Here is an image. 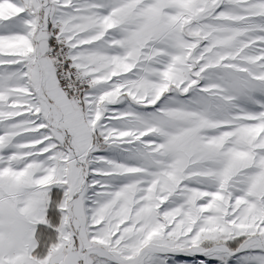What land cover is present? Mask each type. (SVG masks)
Instances as JSON below:
<instances>
[{"label": "snow or ice", "instance_id": "obj_1", "mask_svg": "<svg viewBox=\"0 0 264 264\" xmlns=\"http://www.w3.org/2000/svg\"><path fill=\"white\" fill-rule=\"evenodd\" d=\"M0 264H264V0H0Z\"/></svg>", "mask_w": 264, "mask_h": 264}]
</instances>
